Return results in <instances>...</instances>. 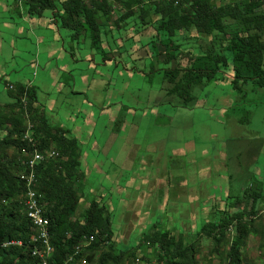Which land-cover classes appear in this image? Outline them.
<instances>
[{"label":"trees","instance_id":"16d2710c","mask_svg":"<svg viewBox=\"0 0 264 264\" xmlns=\"http://www.w3.org/2000/svg\"><path fill=\"white\" fill-rule=\"evenodd\" d=\"M22 2L32 13L54 12L60 27L69 31L72 55L88 40L104 59L111 54L106 46L121 53L129 41L131 48L142 44L153 48V56L168 65L159 70L164 72L165 97L172 106L192 107L198 87H205L221 72L232 77L237 90L251 82L264 92V0ZM115 31L123 33L122 37L113 35ZM143 31L147 35L151 32L144 43L137 38ZM190 40L196 44L188 46ZM10 84L7 88L12 101L0 100V264H42L32 254L34 229L24 205L27 159L33 149L24 138L29 122L39 148L59 153L36 169V188L47 202L45 214L50 219L52 264H64L65 259L72 264H136L139 260L154 264L143 247L162 264H202L204 237L214 244L211 255L225 252L226 264H249L244 249L252 234H260L258 247L264 251V226L257 224L262 217L264 186L254 183L243 193L231 195L227 207L195 232L177 233L156 223L142 232L137 244L120 247L107 201L93 198L82 207L86 195L79 187V140L48 121L34 86L17 82L11 88ZM91 236L94 239L79 254L68 256L84 237ZM12 241L22 244L8 243Z\"/></svg>","mask_w":264,"mask_h":264},{"label":"crops","instance_id":"0c3cea01","mask_svg":"<svg viewBox=\"0 0 264 264\" xmlns=\"http://www.w3.org/2000/svg\"><path fill=\"white\" fill-rule=\"evenodd\" d=\"M114 33L116 37L123 34ZM146 33L143 31L137 36L142 43L150 37L151 32ZM193 42L190 40L188 46ZM143 45L128 50L125 42L122 53L106 46L105 50L111 54L104 59L90 44H86L72 55L69 32L60 27L53 11L32 13L22 0H0V82L5 83V87L0 85V100L12 101L7 88L9 83L22 82L35 87L38 105L48 121L69 130L80 142V189L87 191L86 183L92 177L93 190L88 189L90 199L107 201L111 212L116 209L113 201L117 199V206L125 210L123 217L131 220L130 216H136L132 219L133 226L127 242L120 235L121 231H127V227H124L130 223L127 219L124 218L125 222L117 235L119 241L126 244L134 243L132 233L137 226H142L140 229L143 232L153 228L156 223L168 228V225L175 226L176 222V226L182 227L181 232H194L197 217L219 215L227 207L231 195L243 193L246 181L240 180V184L232 186V181L238 180V177L249 179L257 187L264 186V158H261L264 154V135L256 136V149L250 151L239 145L238 141L245 137L237 131L242 128L250 108H256L257 101L247 102L234 95L245 94V87L235 89L232 77L227 73H219L209 83L218 81L231 84L230 90L223 92L221 88L222 96H228L226 104H221L220 97L216 96L219 106L200 101L202 96L197 93L198 89L196 103L188 108L170 106L164 88L161 97L152 95V89L148 90V97L138 107L127 104L122 98L118 99V75L124 78L125 84H130L135 75L147 76V72L133 66L130 63L133 58L127 59V56L134 55L147 64L154 62L151 59L153 48ZM197 50L196 47L194 52ZM144 64L146 69L148 66ZM249 84L252 85L250 82L245 86ZM145 86L141 85L140 88ZM128 87L132 86L125 85V88ZM138 110L141 111L140 118ZM203 114L209 119L215 115L218 118L231 115L232 118L225 121L231 125L229 129H232V133L217 132L212 127L196 129V123L202 120ZM145 116H148L147 119ZM137 142H140L139 149L145 154L140 158H146L149 162L147 167L154 170L153 174L143 176L139 182L142 188L149 191L148 200L155 198V202H127L131 198L126 193L130 190L132 193L134 184H137L135 181L131 185L127 181L132 177V174L128 177V173L133 172L132 155ZM232 153L236 159L230 161ZM246 153L250 155L249 161L252 163L248 161L250 164L245 165L240 157ZM190 168L194 170L189 171ZM90 169L93 174H90ZM213 183L223 187L213 192ZM260 206L259 214L264 215V198ZM140 208L150 211L145 214L148 217L139 218L144 215L137 211ZM160 217L167 218L163 220ZM191 217L196 219L192 220ZM184 224H188V227H184Z\"/></svg>","mask_w":264,"mask_h":264},{"label":"rangeland","instance_id":"374dc122","mask_svg":"<svg viewBox=\"0 0 264 264\" xmlns=\"http://www.w3.org/2000/svg\"><path fill=\"white\" fill-rule=\"evenodd\" d=\"M47 13H50V11H46ZM68 31V29H66ZM69 32V31H68ZM86 44H90V41H86L83 42L82 46L85 47ZM193 44H195V41L193 42ZM192 44V45H193ZM199 44V43H198ZM200 45V44H199ZM30 47H32L33 45L29 44ZM126 47H128V49L130 50L131 48V42H126ZM133 58V61L131 60L130 63L134 66L136 65L137 68L139 70H143L145 72H147V76L143 77V75L139 74V75H135L133 77V81L130 82V84L127 82L125 84V80L122 76H117V83H116V92H117V97L118 99L122 98V100L124 99L125 102L127 104H135L138 106H141V102L145 101V99L148 97V95H146L148 90L152 89V95L156 96V95H160L162 88H164V85L167 83H163L164 82V72L160 71V68H164V67H168V65H165L164 62L162 60H157L156 57L153 56V63L150 64L147 62H141L140 59H138L136 56L134 55H129L127 56V59H131ZM135 58H137V60H135ZM144 60L146 61V57H144ZM157 61V62H156ZM147 64V68L145 69V64ZM155 66V71H149V69L153 68V66ZM154 69V68H153ZM152 69V70H153ZM153 74H151V73ZM146 79V80H143ZM150 81L152 83V86H150ZM221 81V80H220ZM221 83V84H220ZM0 85L2 87H5V83L4 82H0ZM125 85L128 86H132V87H128L125 88ZM141 85H146L145 87L140 88ZM137 87H139V89H137ZM231 84L230 82L225 83V82H218L215 81L212 84H208L203 88H198L197 93H199L200 96V101H206L207 103H211L214 104V106H219V101L216 99V96L219 98L220 97V103L221 104H226V100L228 98V96H222L221 93V88L224 89L223 92H225L226 90H230ZM254 86L249 84L247 86H245V94H234V95H238V98H240V100H244V101H263L264 100V92L261 88H253ZM120 92V93H119ZM131 92V93H130ZM146 95V96H145ZM237 97V96H236ZM165 102V101H164ZM168 105V104H165ZM170 105V104H169ZM168 105V106H169ZM171 106V105H170ZM143 108V107H142ZM249 108V107H247ZM217 112V108L215 109ZM250 113L247 114V116H245V120L243 123L242 128H238V132L239 134H242L245 138L239 140V145L243 148V149H249L254 150L256 149V136H260L264 135V103H256V108H250ZM167 114V112H166ZM245 114H242V116H244ZM133 116V114H132ZM217 115L213 116V119H209L206 115L203 114V118H202V122L199 121L196 123V129L202 130V129H208L209 127L213 128L215 131L217 132H231L232 133V129H229V127L231 126L230 124H227V122L225 121V119L228 118H232V116H219L216 117ZM141 117V111L138 110V118ZM148 116H145V119H147ZM129 119V118H128ZM167 121V118L165 119ZM88 121V120H87ZM229 122V121H228ZM141 126V125H140ZM227 126V127H226ZM199 127V128H198ZM224 128V130H223ZM226 128V129H225ZM237 133V132H236ZM259 133V134H257ZM141 147L140 142H137L136 145L134 146V150H133V155H132V173H128V177L130 176V174H132V177H129L127 181L130 182V184H134V182L136 181L137 184H134V191L131 193V190L129 191V193H126L127 196H130L131 200L128 199L127 202L128 203H141V202H145L146 200H148V192L146 189L142 188V183H140V180H143L142 177L146 176L148 177L150 174L154 173V170L152 168H148L147 166L149 165V162L145 160L141 159L140 157L145 156L144 152H142L139 148ZM233 151V150H232ZM249 154L246 153V155H244V157H240L242 159V162L246 165V164H250L249 162ZM261 158H264V154L262 155ZM236 159L235 155L232 153L230 161ZM249 161V162H248ZM252 163V162H251ZM146 164V167L144 166ZM166 164H171L169 162H166ZM134 169V170H133ZM193 168H190L189 171H193ZM91 171V169H90ZM245 171V170H244ZM90 174H93V170L91 171ZM93 176V175H92ZM244 180L247 182V184L251 183L249 179L244 178V177H238V180H233L232 181V186L235 187L238 184L241 183V181ZM138 181V182H137ZM237 181H239L237 183ZM124 183V182H123ZM213 192H216L218 190H221V188L223 187V185H219V184H215L213 183ZM246 184V186H248ZM252 184V183H251ZM94 183H93V178L91 177L89 179V181L86 183V190L85 191V195L86 197L83 199L82 202V207L83 204H85L86 200H89L91 196V193L88 194V189L93 190ZM140 189V191H139ZM127 191V192H128ZM155 195V194H154ZM115 196H118L117 194ZM139 197V198H138ZM138 198V200L136 199ZM149 203L150 202H155V198L148 200ZM114 206H116V209L113 210V216H112V220H113V228L114 231L116 233V235H118L120 233L121 230V226L122 223L125 222V219H127V221H129L130 223L127 224V226L124 225V227H127V231H121L120 235H123V240L127 242L128 237L131 234V228H132V219L135 218L136 216H130L131 220H128L129 217H123V212L125 210H123L122 208H120L119 206H117V199H115L113 201ZM126 201L123 202V204ZM109 203H111L112 205V201H110ZM214 203H221L219 202H215ZM225 203V201H224ZM87 204V203H86ZM149 209V206H146ZM145 208V207H144ZM129 211V210H128ZM137 211L141 214H144L143 216H139V218L142 217H148L147 215H145L146 213H149V210H141L137 209ZM125 218V219H124ZM163 217H160V219ZM167 218L164 217L163 220ZM214 218V217H213ZM210 216H200V217H191L192 220L196 219V225L193 228V231H197L199 230L202 225L208 221L209 219H213ZM164 223H166V220L164 221ZM262 223V225L264 224V215H262L261 219L257 221V224L259 225L258 227H261L262 225H260ZM175 226L172 227V225H168L167 227L170 228L172 231L174 230V232H181L182 227L180 226H176L177 223L175 222L174 224ZM194 225V223H193ZM264 226V225H263ZM142 226H140L141 228ZM184 227H188V224H184ZM139 228V226H137L136 229H134V232L132 233V238H135L134 243L137 244V241L139 240V238L141 237L142 234V230ZM180 228V229H179ZM261 242V236L260 234H252L249 237L248 240V244L244 249V255L245 258L247 260V262L249 264H264V251L260 250V248L258 247L259 243ZM118 244L120 247L124 248L125 246H130L132 244V242L126 244L122 241L118 240ZM126 244V245H125ZM214 246L212 240L208 237H204L203 239H201V252H200V260L202 264H226V261L224 259L225 257V252L224 254H210V250L211 248ZM141 250H144L145 252L147 251V255L149 258V260H151L154 264H162V262L160 263L159 261H157V259L155 258V255L150 253V249L143 247ZM136 264H148L147 261L145 260H139L135 262Z\"/></svg>","mask_w":264,"mask_h":264},{"label":"built area","instance_id":"2783aa9c","mask_svg":"<svg viewBox=\"0 0 264 264\" xmlns=\"http://www.w3.org/2000/svg\"><path fill=\"white\" fill-rule=\"evenodd\" d=\"M10 87L13 88V84H10ZM23 101L26 104L25 98H23ZM32 126L33 125L29 122L27 131L24 136V138L31 142L33 146V149L29 152V156L27 159V197L25 199L24 205L26 214L30 219L32 227L34 229V234L31 240V246L33 247L32 254L34 256H38L41 259L42 264H52L50 261V257L53 253V248L50 241V219L45 214L47 202L43 201V195L36 188V169L39 164L57 157L59 153L53 148L45 150L40 149L38 146L39 142L33 139L31 136ZM93 239V236L89 238L84 237L83 241L80 244L76 245L74 251L68 256L79 254V250L82 247H87ZM8 243L22 244L21 241H12ZM64 264L72 263H66L65 259Z\"/></svg>","mask_w":264,"mask_h":264}]
</instances>
